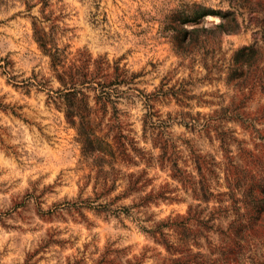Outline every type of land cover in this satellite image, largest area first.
I'll list each match as a JSON object with an SVG mask.
<instances>
[{
  "label": "rangeland",
  "instance_id": "obj_1",
  "mask_svg": "<svg viewBox=\"0 0 264 264\" xmlns=\"http://www.w3.org/2000/svg\"><path fill=\"white\" fill-rule=\"evenodd\" d=\"M252 45L262 72L237 86ZM263 74L264 0H0V264H264V228L223 254L264 175ZM189 209L212 229L191 220L175 252Z\"/></svg>",
  "mask_w": 264,
  "mask_h": 264
},
{
  "label": "trees",
  "instance_id": "obj_2",
  "mask_svg": "<svg viewBox=\"0 0 264 264\" xmlns=\"http://www.w3.org/2000/svg\"><path fill=\"white\" fill-rule=\"evenodd\" d=\"M40 41V39L38 40ZM41 47L43 45L41 44ZM261 55L256 46L243 47L237 50L233 57L232 68L230 69L231 74L229 75L228 80H236L237 86H243L246 82V79L252 72L259 71L262 72V69L258 68L259 60ZM246 69V70H245ZM255 80V79H254ZM261 91L264 93V74L263 77H257L254 81ZM75 94V93H74ZM80 98H77L75 95L68 96L65 98V116L69 124L76 125L77 131V140L81 145V154L83 157H88L96 149L94 146V140L92 139L91 130L87 129L88 120L87 118L89 108L85 102V95L80 93ZM79 119L76 123L75 119ZM95 164L100 167L105 163L102 158H96L94 160ZM175 167V165H174ZM253 183L249 185V188L245 189L243 192V198L240 201L243 205V212H240V208L234 206L235 219L229 224L230 234L226 236L230 244L223 249L224 255H233L235 256L243 248V243L246 242L250 237H255L260 234L264 228V175L259 177L257 180H252ZM255 191L257 193H255ZM211 194L202 189L201 198L203 201H208ZM237 203V202H234ZM81 206H84L85 203H80ZM80 207V206H77ZM190 210L188 212L189 217L185 220L174 224L177 229V242L181 249H176L169 246L170 249H173L175 252L182 253L183 248L189 245L190 241L194 242V239L199 235V231H193L188 227V224L191 220H195L198 226L201 229L211 230L212 227L208 226V223L213 220L212 217L208 220L198 219L199 216L197 213L190 215ZM233 212V211H232ZM163 225H158L155 227L154 231H149L151 234L158 233L161 238L163 234L161 233V228ZM188 252L189 249H184ZM189 255L182 256L180 258L170 259L169 264H190L187 260ZM236 259V257H235ZM192 264V263H191ZM197 264V263H195Z\"/></svg>",
  "mask_w": 264,
  "mask_h": 264
}]
</instances>
